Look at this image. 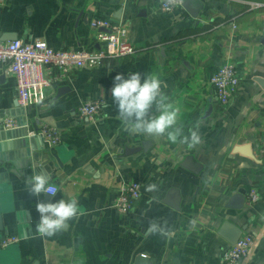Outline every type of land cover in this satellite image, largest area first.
<instances>
[{
	"label": "crops",
	"instance_id": "1",
	"mask_svg": "<svg viewBox=\"0 0 264 264\" xmlns=\"http://www.w3.org/2000/svg\"><path fill=\"white\" fill-rule=\"evenodd\" d=\"M161 1L6 0L0 6L5 42L99 49L92 22L103 19L124 26L136 50L99 67L72 69L64 79L57 69L46 70L51 85L44 101L24 113L16 80L0 64V141L6 133L30 138L28 152H0V237L21 239L0 249V264H135L141 254L151 264H227L232 245L220 234L226 222L257 238L238 264H264V0H186L196 15L184 6L165 12ZM226 62L236 66L240 84L224 107L210 79ZM135 72L142 80L160 76L168 101L180 107L184 134L199 125L200 145L189 149L124 131L111 89L116 75ZM97 99L105 102L97 121L82 119L79 107ZM150 115H158L155 106ZM6 118L24 126L5 129ZM45 124L59 131L60 145L51 148L36 134L34 126ZM41 171L57 187L55 196L28 193V179ZM124 182L142 185L128 214L115 207ZM149 183L158 190L145 191ZM72 197L84 215L54 236L37 234L36 203ZM151 221L166 222L171 238L147 234Z\"/></svg>",
	"mask_w": 264,
	"mask_h": 264
},
{
	"label": "built area",
	"instance_id": "2",
	"mask_svg": "<svg viewBox=\"0 0 264 264\" xmlns=\"http://www.w3.org/2000/svg\"><path fill=\"white\" fill-rule=\"evenodd\" d=\"M5 1L0 0V6ZM185 1L162 0L161 8L165 12H173L177 8L183 7ZM92 27L97 31L98 41L103 44L99 49L55 50L42 40L26 42L16 39L5 42L0 38V64L5 66V71L8 74L14 76L18 101L24 110L44 101L46 89L51 85V79L47 77L46 70L57 69L59 71L57 79H64L72 69L99 67L108 60L135 53V47L128 38V30L121 24L95 19L92 22ZM239 84L240 79L236 66L231 62L223 64L210 79V85L215 90L219 103L224 107L229 105ZM104 104L102 99L85 102L79 107V114L82 119L96 122ZM3 126L5 129H15L19 128L20 124L13 118H6ZM40 134L51 148L62 142L61 134L53 126L42 125ZM261 152L264 155V147ZM55 188L57 189V187ZM141 192L142 185L138 182L122 183L120 195L115 203L116 209L122 214H128L133 208L134 202L140 198ZM249 199L250 203H255L258 200L256 191L249 194ZM20 240L18 236L0 237V249L19 243ZM256 243L257 238L254 235H242L238 242L230 246L224 253V261L227 264L240 263L248 256Z\"/></svg>",
	"mask_w": 264,
	"mask_h": 264
},
{
	"label": "clouds",
	"instance_id": "3",
	"mask_svg": "<svg viewBox=\"0 0 264 264\" xmlns=\"http://www.w3.org/2000/svg\"><path fill=\"white\" fill-rule=\"evenodd\" d=\"M167 87L156 73L141 77L139 72L132 73L125 78L116 75L111 95L117 106L118 117L122 121L124 131L130 135H143L148 138L160 139L166 137L171 144H184L189 149L195 148L202 142L198 132L199 125L184 134V128L178 123L180 107L168 101L163 88ZM155 106L158 115H150ZM27 184L28 193L39 197L41 194L55 196L57 189L50 184L49 175L43 171L32 175ZM158 186L149 183L145 191L155 192ZM36 211L40 214L36 232L41 237H51L64 230L65 225L84 215V209L76 197L68 200L60 199L57 202H37ZM25 217V216H24ZM194 223V222H193ZM147 234H159L171 238L172 232L163 224L151 221L146 229Z\"/></svg>",
	"mask_w": 264,
	"mask_h": 264
},
{
	"label": "water",
	"instance_id": "4",
	"mask_svg": "<svg viewBox=\"0 0 264 264\" xmlns=\"http://www.w3.org/2000/svg\"><path fill=\"white\" fill-rule=\"evenodd\" d=\"M183 6L186 7L193 15H196V13H194L190 9V2L189 1H185ZM63 90H66V87L62 88L60 91H63ZM17 105H18V107H20L19 103ZM22 111H23L22 113H24V111L26 112V110H24V109H22ZM22 126H24V124L20 123V127H22ZM34 128H35L36 134L39 135L40 130H39L38 126H34ZM17 130H18V128H17ZM15 131L16 130H11L10 133H12V135H15ZM8 135H11V134H8V133L4 134V136H5L4 140L0 141L1 142L0 143V152L1 153L6 154V152H10V151L15 150V149L18 150V149H24V148H26L27 152H28V148L30 147V142H29L30 138H29L28 133L23 134V136L20 135L19 136L20 138L17 137L18 139H12L13 136L8 137ZM144 146H146V144H144ZM128 150L129 149L127 148L126 152H128ZM46 151L49 152L50 150H46ZM51 153H52L53 157H56V158L58 157L56 151H51ZM50 158L51 157L49 155H48V158L46 157V159H48V163L52 162V158L51 159ZM59 164L61 167H64V163H62L61 161H59ZM183 164L187 168L191 169V167L188 165L187 162H185ZM49 198H50V196H46V201H48ZM165 202L170 204L172 207H174L176 209L180 208L177 203H172L169 198H167L165 200ZM232 226H234V225H232L229 222H226L225 225L221 228L220 234L223 237H225L231 245H235L238 242V240L242 237L244 230H246V227H239V226L232 227ZM230 229H233V230L230 232L229 231ZM2 230H3V227L0 226V231H2ZM228 232H230V233H228ZM135 264H151L150 257L141 254L137 257Z\"/></svg>",
	"mask_w": 264,
	"mask_h": 264
}]
</instances>
